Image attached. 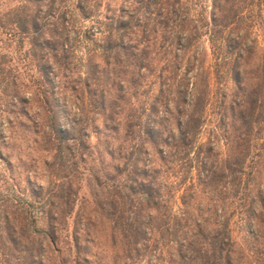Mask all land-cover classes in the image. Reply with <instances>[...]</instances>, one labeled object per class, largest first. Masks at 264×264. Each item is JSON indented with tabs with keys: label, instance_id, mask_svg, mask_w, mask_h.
Returning <instances> with one entry per match:
<instances>
[{
	"label": "trees",
	"instance_id": "1",
	"mask_svg": "<svg viewBox=\"0 0 264 264\" xmlns=\"http://www.w3.org/2000/svg\"><path fill=\"white\" fill-rule=\"evenodd\" d=\"M200 3L0 0V160L25 144L41 179L0 194V263L264 264V72ZM203 37L236 56L206 137Z\"/></svg>",
	"mask_w": 264,
	"mask_h": 264
},
{
	"label": "rangeland",
	"instance_id": "2",
	"mask_svg": "<svg viewBox=\"0 0 264 264\" xmlns=\"http://www.w3.org/2000/svg\"><path fill=\"white\" fill-rule=\"evenodd\" d=\"M200 4L202 8L197 6V10H204V15L208 17L212 13V16H215L217 19H220L221 16H230V11L237 10L236 18L229 20L231 24L225 30V37H229L230 40L236 42L234 39L236 35L241 36L242 41L238 44V49L236 50L243 53V57L236 60L233 51L235 49L231 48L235 43L231 41L229 47L226 44L223 45L222 52L229 58L223 59L219 53L215 52L217 49L215 47V50L213 47L211 48L204 37L200 41L201 50L199 48V59H201V63L199 64L202 71L199 72H201V78H205L199 80V82H204V79L207 80L210 88V101L205 109L206 121L201 133L202 137H206L221 110L227 109V103L232 99L234 82L228 74L227 69L233 59L237 61L240 72L244 71V74L242 73V82L255 87L258 82L262 81L260 79L263 78L261 74L264 72V60L262 59L264 52V0H201ZM8 5L10 4L8 3ZM83 23L88 24L86 21ZM182 68L181 79L176 81L181 83L185 88L187 86L188 89L194 80H187L189 72H186L185 65ZM222 93L226 95V102L220 105ZM218 146L222 147L221 143ZM27 151L28 149L25 144H20L19 147L17 146L10 150L3 149V153L9 156L11 164L7 166L4 161L0 160V194H10L14 190L12 185L16 184L17 189L21 193L16 192V194L26 198L25 200L33 196L35 187L41 179L37 177L38 175L34 177L31 174V169L35 168V166L25 155ZM87 193L88 190L83 183L79 194L87 195ZM236 235L241 239L242 231H236ZM13 260V258L9 259L7 264L13 262ZM0 264H4V262L2 261Z\"/></svg>",
	"mask_w": 264,
	"mask_h": 264
}]
</instances>
